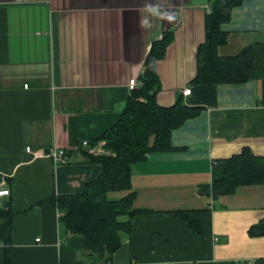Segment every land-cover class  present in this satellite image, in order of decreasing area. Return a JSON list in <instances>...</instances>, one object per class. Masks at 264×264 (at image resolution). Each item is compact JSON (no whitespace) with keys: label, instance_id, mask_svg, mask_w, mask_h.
I'll return each mask as SVG.
<instances>
[{"label":"crops","instance_id":"crops-1","mask_svg":"<svg viewBox=\"0 0 264 264\" xmlns=\"http://www.w3.org/2000/svg\"><path fill=\"white\" fill-rule=\"evenodd\" d=\"M213 2L0 0V176L13 213L0 264L8 256L10 264H264V235H251L264 218V185L217 201L208 192L227 159L246 148L264 156V0L234 8L219 50L232 57L251 48V78L197 85ZM166 33L172 41L157 63V102L172 107L183 98L200 113L174 131L172 151L133 165L134 207L143 213L111 262H95L48 200L79 192L99 174L81 143L101 141L119 121L133 93L129 83L142 84L152 46ZM188 88L192 94L184 96ZM54 149L66 150L69 164L56 167ZM176 212L189 214L202 233Z\"/></svg>","mask_w":264,"mask_h":264},{"label":"trees","instance_id":"trees-1","mask_svg":"<svg viewBox=\"0 0 264 264\" xmlns=\"http://www.w3.org/2000/svg\"><path fill=\"white\" fill-rule=\"evenodd\" d=\"M243 1L214 0L207 16L206 41L197 54L198 74L194 84H238L251 78L255 69V56L251 48L232 57L219 53L229 38L224 26L231 22L234 8ZM171 41L172 33H166L161 41L153 44L141 86L132 91L119 121L101 140L108 153H86L89 162L100 167L99 174L84 184L79 192L54 194L48 200L58 208L60 222L67 233L85 239L86 251L95 262H111L121 249L124 236L134 231L133 220L143 213L134 207L133 165L146 160L151 153L172 151L174 131L200 113V110L185 105L183 98L178 99L172 107H162L157 102L161 90L157 63L165 57ZM99 142H90V145L95 147ZM260 185H264V156H257L246 148L225 161L223 177L208 192L217 201L233 195L240 187ZM125 192L127 196L114 197ZM7 207L0 209V240L10 244L13 213L10 206ZM171 214L185 219L197 235L202 233L200 224L192 220L189 214ZM251 235H264V218L251 229ZM7 264H10L9 256Z\"/></svg>","mask_w":264,"mask_h":264},{"label":"built area","instance_id":"built-area-1","mask_svg":"<svg viewBox=\"0 0 264 264\" xmlns=\"http://www.w3.org/2000/svg\"><path fill=\"white\" fill-rule=\"evenodd\" d=\"M140 86L141 85L138 83L137 79H133L129 83V89L131 91H134ZM25 87L28 88V85ZM191 94H192L191 88H188L184 91V96H190ZM103 146L104 144L99 145L98 147H92L90 145V142L88 141H84L81 143V148L88 151L89 154H94V155L103 154L104 153L102 149ZM31 151L32 150L30 148H27V152L31 153ZM49 156L53 159L56 167L60 165L69 164V157H68L67 151L64 149H54L49 154ZM0 178H2V182L0 183V209H7L8 207H7V203L5 202V200L11 198L12 192H11V189L7 186V178L3 176H0ZM211 206L212 207L215 206L214 201L211 204ZM132 264H137V262H133Z\"/></svg>","mask_w":264,"mask_h":264},{"label":"clouds","instance_id":"clouds-1","mask_svg":"<svg viewBox=\"0 0 264 264\" xmlns=\"http://www.w3.org/2000/svg\"><path fill=\"white\" fill-rule=\"evenodd\" d=\"M147 11H149L153 14H158V10L154 7H151V6L148 7ZM168 18L171 19V17H168ZM144 23L147 24V21H144Z\"/></svg>","mask_w":264,"mask_h":264},{"label":"rangeland","instance_id":"rangeland-1","mask_svg":"<svg viewBox=\"0 0 264 264\" xmlns=\"http://www.w3.org/2000/svg\"><path fill=\"white\" fill-rule=\"evenodd\" d=\"M98 144L102 145V144H104V141H101ZM102 149H103V152H104L103 154H107L108 153L104 147H102Z\"/></svg>","mask_w":264,"mask_h":264},{"label":"water","instance_id":"water-1","mask_svg":"<svg viewBox=\"0 0 264 264\" xmlns=\"http://www.w3.org/2000/svg\"><path fill=\"white\" fill-rule=\"evenodd\" d=\"M2 182V178H0V183Z\"/></svg>","mask_w":264,"mask_h":264}]
</instances>
